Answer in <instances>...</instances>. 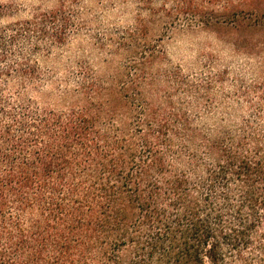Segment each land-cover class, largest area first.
I'll return each instance as SVG.
<instances>
[{"label": "trees", "instance_id": "trees-1", "mask_svg": "<svg viewBox=\"0 0 264 264\" xmlns=\"http://www.w3.org/2000/svg\"><path fill=\"white\" fill-rule=\"evenodd\" d=\"M177 2L167 16L208 7ZM211 8L264 24V0ZM82 93L61 111L0 98V264H264L259 137L203 138L202 164L187 121Z\"/></svg>", "mask_w": 264, "mask_h": 264}, {"label": "rangeland", "instance_id": "rangeland-1", "mask_svg": "<svg viewBox=\"0 0 264 264\" xmlns=\"http://www.w3.org/2000/svg\"><path fill=\"white\" fill-rule=\"evenodd\" d=\"M191 1L208 7L169 17L177 0H154L161 15L149 19L142 0H0V98L61 111L95 85L122 113L125 96L180 132L187 121L202 164L203 138L257 136L264 150V24Z\"/></svg>", "mask_w": 264, "mask_h": 264}]
</instances>
